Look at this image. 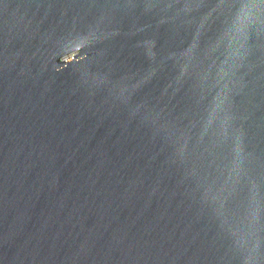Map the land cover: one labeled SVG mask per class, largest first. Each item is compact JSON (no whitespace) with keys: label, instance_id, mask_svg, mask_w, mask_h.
I'll use <instances>...</instances> for the list:
<instances>
[{"label":"water","instance_id":"1","mask_svg":"<svg viewBox=\"0 0 264 264\" xmlns=\"http://www.w3.org/2000/svg\"><path fill=\"white\" fill-rule=\"evenodd\" d=\"M0 264H264V0H0Z\"/></svg>","mask_w":264,"mask_h":264}]
</instances>
